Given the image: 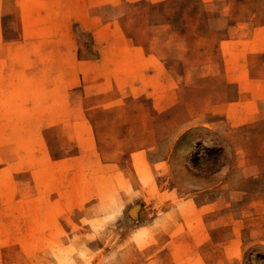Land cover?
<instances>
[{"label": "rangeland", "instance_id": "1", "mask_svg": "<svg viewBox=\"0 0 264 264\" xmlns=\"http://www.w3.org/2000/svg\"><path fill=\"white\" fill-rule=\"evenodd\" d=\"M0 264H264V0H0Z\"/></svg>", "mask_w": 264, "mask_h": 264}, {"label": "bare ground", "instance_id": "2", "mask_svg": "<svg viewBox=\"0 0 264 264\" xmlns=\"http://www.w3.org/2000/svg\"><path fill=\"white\" fill-rule=\"evenodd\" d=\"M195 150V143H193L192 145L190 146H187L184 150V156L185 157H190L192 155V153L194 152Z\"/></svg>", "mask_w": 264, "mask_h": 264}]
</instances>
